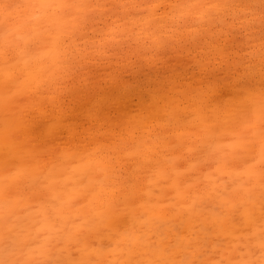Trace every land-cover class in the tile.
I'll return each instance as SVG.
<instances>
[{
	"label": "snow or ice",
	"instance_id": "6c2138e0",
	"mask_svg": "<svg viewBox=\"0 0 264 264\" xmlns=\"http://www.w3.org/2000/svg\"><path fill=\"white\" fill-rule=\"evenodd\" d=\"M0 264H264V0H0Z\"/></svg>",
	"mask_w": 264,
	"mask_h": 264
}]
</instances>
